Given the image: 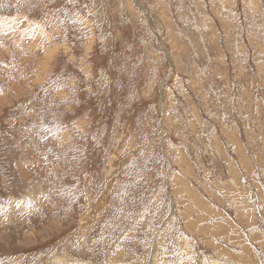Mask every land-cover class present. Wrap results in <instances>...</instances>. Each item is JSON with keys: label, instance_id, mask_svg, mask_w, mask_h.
<instances>
[{"label": "rangeland", "instance_id": "obj_1", "mask_svg": "<svg viewBox=\"0 0 264 264\" xmlns=\"http://www.w3.org/2000/svg\"><path fill=\"white\" fill-rule=\"evenodd\" d=\"M0 264H264V0H0Z\"/></svg>", "mask_w": 264, "mask_h": 264}]
</instances>
